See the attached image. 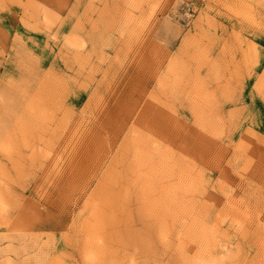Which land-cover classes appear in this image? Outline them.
<instances>
[{"label": "rangeland", "instance_id": "1", "mask_svg": "<svg viewBox=\"0 0 264 264\" xmlns=\"http://www.w3.org/2000/svg\"><path fill=\"white\" fill-rule=\"evenodd\" d=\"M0 264H264V0H0Z\"/></svg>", "mask_w": 264, "mask_h": 264}]
</instances>
